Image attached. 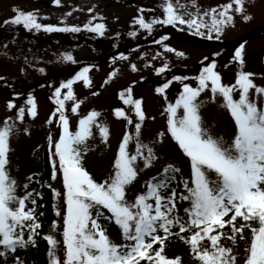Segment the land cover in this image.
I'll list each match as a JSON object with an SVG mask.
<instances>
[{"label": "snow or ice", "instance_id": "snow-or-ice-1", "mask_svg": "<svg viewBox=\"0 0 264 264\" xmlns=\"http://www.w3.org/2000/svg\"><path fill=\"white\" fill-rule=\"evenodd\" d=\"M54 3L60 5L61 0H54ZM161 7L163 19L148 21L140 15L134 23L149 32L156 24L187 26L195 35L220 39L225 28L234 24L235 13H239L245 21L252 19L245 14V0H231L221 5L219 11L217 8L201 11L197 0H163ZM16 11L17 15L4 22L6 25H22L29 31L43 30L47 33L81 31L79 26L59 27L40 23L34 11ZM140 11L142 13L144 10ZM95 19L94 15L83 27L102 37L106 32V24L93 23ZM131 35L135 36V32ZM168 38L162 36L156 43ZM166 51L184 56L183 52H177L171 47L166 46ZM62 59L75 63L71 53H65ZM120 59H125L123 54H120ZM234 61L241 66L245 64L244 44L236 48ZM168 67V63H164L157 72L164 73ZM216 67L215 61L203 67L195 77L198 81L196 87L183 83L179 97L174 104L169 103L166 109L168 130L190 161V179L178 178L181 169L169 164L159 177H153L147 183V190L131 202L126 198V188L138 176V160L149 167L155 158L154 147L144 144L140 139L142 123L146 119L142 99H134L131 88L120 92L119 98L125 105L132 107L139 122L135 124L134 135H124L112 174L103 182H97L84 168L82 158L89 150L87 141L93 135V128H98L105 141L109 136V128L106 124L98 123L100 113L93 110L79 120L78 130L72 132L69 118L65 114V101H75L71 109L73 113L77 112L83 102L76 101L73 84L82 80L86 86H91L90 69L83 68L74 78L56 88L54 96L58 107L53 116L60 114L62 134L54 144V151L51 136L48 142L53 156L52 179H56L59 170L65 189L66 208L62 232L65 259L61 261L57 256L59 241L50 234L44 237L50 245V264H141L142 261L145 264H182L179 256L169 258L165 254L166 240L176 235L172 231L174 228H179V233H191L190 236L180 238L190 245L194 257L201 264H237L233 247L224 246L222 237L235 245L238 238L245 239V229L249 228L251 242L245 249V264H264V106L260 104L261 98H264V86L254 83V74L246 71H239L235 83L227 85L222 82ZM132 69L136 70V65L133 64ZM115 75L116 72H112L109 79ZM173 79L183 82L189 77L174 76ZM170 83L157 88V93L163 94ZM209 87L213 101L220 96L222 107L234 121L235 131L230 143L222 136H214L204 126L198 97ZM62 89H67L63 98ZM236 91H239L238 99L234 98ZM7 107L13 109L16 105L9 101ZM180 109L183 115L178 116ZM26 110L33 118L37 116V105L32 96L28 97L26 107L18 110L17 118L21 121ZM114 113L117 117H124L128 124L133 123L124 109L116 108ZM15 131V123L7 120L0 127V246L3 248L0 255L34 245V237L41 227L36 220L35 209L26 207L27 203L36 205L33 193L27 191L28 184L23 186L25 195L18 196L19 184L11 177L7 167L9 139ZM160 137L162 139L163 133ZM132 140L136 144L134 154L128 150ZM210 174H214L215 179ZM31 179L28 177V180ZM174 183L176 187H172ZM181 185L183 191L178 192ZM53 191L59 198L61 193ZM165 192L168 195H164ZM178 200L189 203V207L184 209L187 219L179 214ZM56 214L59 216L60 212ZM238 218L242 220L239 226L236 223ZM102 221L114 222L121 230L124 243L114 242ZM225 225L231 226V234L228 236L223 231ZM205 239L210 242V247H202L201 242ZM157 244L159 246L154 248ZM16 264H21L19 257L16 258Z\"/></svg>", "mask_w": 264, "mask_h": 264}, {"label": "rangeland", "instance_id": "rangeland-1", "mask_svg": "<svg viewBox=\"0 0 264 264\" xmlns=\"http://www.w3.org/2000/svg\"><path fill=\"white\" fill-rule=\"evenodd\" d=\"M229 2L231 0H197V5L201 11L211 8H217L219 11L221 10V5ZM162 3L163 0H61L60 5H56L54 0H0V33L6 30L4 22L17 15L16 10L19 9L36 12L40 23L52 24L59 27L79 26L81 31L77 33L87 35L90 32L85 30L83 26L95 15L96 19L93 20V23L106 24L104 41L115 35L124 36L122 45H130V42L137 39H150L146 40V43L141 48L136 49L135 52L125 55V59L119 58L110 65H103L102 55L99 56L100 60L97 59L90 63L89 77L91 86H86L82 80L76 81L73 84L76 101H83L77 112L73 113L71 111L75 101H65V114L69 118L70 131H77L79 120L93 110L100 113V116L97 118L98 123L106 124L109 128L107 141L102 139L98 128H93V135L87 141L89 150L83 154L82 158L83 166L90 175L97 182H103L113 172L114 160L118 154L119 145L124 135H134L135 124L139 122V118L132 107L125 105L119 98V94L130 87L132 89V97L134 99H142V109L145 112L146 119L142 123L140 139L144 144L154 147L155 158L149 167H145L143 161L138 160V176L126 188V198L130 202L134 201L139 194L146 190L147 182L169 164L181 169V174L178 178L190 179V161L186 158L168 130L167 105L169 103L174 104L183 90V86H174L179 81L174 80V75L169 73L190 76L193 72L183 69L191 68L201 62L203 63L205 58H207V65L215 61L216 57H209V55L212 50L216 51L220 48V42L225 45L235 44L231 41H239L244 42L245 64L243 66L239 65V63L231 65L235 62L234 55L227 54L223 58L217 59L215 70L220 73L222 82L227 85L235 83L239 71H246L254 74L252 77L254 83L258 86H264V0H245V14L250 15L252 19L245 21L239 13H235L234 24L225 28L220 39H207L206 35H195L193 31L187 29V26L156 24L153 30L149 32L134 23V20L140 15H143L148 21L163 19ZM89 9L92 11H89ZM141 9L144 10L142 13ZM11 26L18 32H34L25 29L22 25ZM256 28H260L261 30L255 32ZM41 31L47 34L49 40H57L59 42H63L65 39L64 35H67V32L47 33L43 30ZM133 32H135V36L131 35ZM213 35L215 36V33ZM254 35L259 36L256 37ZM162 36L169 38L161 43H156L155 39H161ZM103 40L101 43L104 44ZM10 41H12L11 46L0 47V127L3 126L6 120L9 123H15L16 131L9 139V165L7 167L11 177L17 180L20 187L32 168V150L43 139L51 136L53 139L52 151H54V144L62 134L59 122L60 114L56 113L53 116L58 107L55 103L54 94L56 88H59L67 80L61 81L65 79L62 77L57 80L54 77H49L48 71L56 70V67L51 68L53 64H56L62 73H65L67 69V78L72 79L77 74L74 69H77L79 65H77L75 59V63L62 59L65 53L72 54L73 50L56 52L59 48L55 46L54 49L56 51L51 52L55 55V59L51 58L49 64H45L42 63L41 59H37V57L27 58L22 56L23 49L28 48L30 44L23 45L21 36H15L14 38L11 36ZM0 42H2L1 38ZM166 46L176 49L177 52H183L184 56L181 57L173 52L166 51ZM92 47L96 53L100 49L93 44ZM85 52L88 56L92 54L91 50L85 48L79 50L78 55L81 56ZM44 59H48V57L45 56ZM23 61L27 62L28 65L38 66V73L35 75V73L23 70L21 65ZM99 63L102 66L98 67ZM164 63H168L169 65L165 72H167L166 75L170 77V81L173 84L161 94L157 93L156 87L152 85V82L155 80L154 83H158L159 81L160 84L163 83V74L165 72L158 73L157 69L162 67ZM133 64L136 65V70L132 69ZM40 69L44 70V78L46 80L41 81L40 77H38L42 73ZM81 69L77 70V72H80ZM114 71L116 75L109 79L110 74ZM19 75L22 76L19 77ZM198 75L194 74L193 76L197 77ZM20 78L26 79V83L20 85ZM183 83H188L192 87L198 86L197 80L192 81L188 79L183 81L181 85ZM66 92L67 89H62L61 98H63V94ZM252 95L255 98L254 90ZM29 96L34 98L37 105V116L33 118L26 110L24 119L21 121L17 118V113L19 108L26 107ZM234 98H239V91L234 92ZM198 100L201 103L200 115L204 126L214 136H222L230 143L235 131L234 121L230 117V113L222 107V98L217 96L213 101L209 87V89L201 93ZM9 101L13 102L16 107L9 109L7 107ZM260 104L264 106V98H261ZM116 108L124 109L126 115L132 119L133 123L128 124L124 117H117L114 113ZM181 115H183L182 109L178 110V116ZM9 117L12 119L9 120ZM49 120L52 122L49 123ZM161 133H163L162 139L160 137ZM154 141L155 143H153ZM135 147V140H132L129 144V152L134 154ZM50 156L52 161V152H50ZM210 175L212 179H215L214 174ZM54 187L56 191L61 193L58 198V211L60 215L50 234L59 241L56 254L63 261L65 259V245L63 243L62 232L66 201L62 174L59 170H57L56 179H54ZM172 187H176L175 183ZM180 191H183L182 185L178 188V192ZM163 194L168 195L167 192ZM20 195L21 192L19 191L18 196ZM187 207H189L188 202L178 200L177 208L182 217L184 209ZM228 218L225 217V219ZM236 223L239 226L242 220L238 218ZM174 229L179 231V228ZM223 231L225 236L230 235L231 226L225 225ZM108 235L114 242L124 243L121 230L114 222L110 223ZM244 237L245 239L243 240L238 238L235 245H233L231 240L222 237L221 242L224 246L233 247L234 254L237 256V264H245V249L251 242V229H245ZM201 245L202 247H210V242L205 239L201 242ZM167 248L169 249L166 255L169 258L179 256L182 264H201L194 257L190 245L184 240ZM141 264H145V262L142 261Z\"/></svg>", "mask_w": 264, "mask_h": 264}, {"label": "trees", "instance_id": "trees-1", "mask_svg": "<svg viewBox=\"0 0 264 264\" xmlns=\"http://www.w3.org/2000/svg\"><path fill=\"white\" fill-rule=\"evenodd\" d=\"M6 30L5 32L0 33V38L2 42H0V47H8L11 46V36L14 38L15 36L22 37V44H30L28 48L23 49L22 56L27 58H34L41 59L42 63L49 64L51 58L55 59V55L51 52L56 51L55 46H58V50L66 51V50H73L72 56L77 61V69H74L75 73H78L77 70L83 69L88 63L94 62L99 59V56L102 55V58L109 57L113 53L124 51L125 49H129V47H135L136 45L146 42V39H137L130 42V45H122V39L124 36L115 35L112 38H107L105 41L103 40L104 36L101 37L94 33L84 34V33H75L67 32V35H64L65 39L63 42H59L57 40H49L47 34L42 33V31L33 33H26L23 31H16V29L11 26V24L5 25ZM261 30V29H260ZM259 30V31H260ZM37 33V34H36ZM44 34V35H43ZM256 34V33H255ZM4 36V37H2ZM44 36V37H43ZM98 37V38H95ZM95 39V40H92ZM103 40L104 44L101 43ZM156 41L158 39H155ZM93 41H95L93 43ZM91 43V44H90ZM92 44L97 46L98 52L96 53ZM87 45V46H86ZM46 48V50H44ZM62 48V49H61ZM89 49L91 50V56L86 55V52L83 53L81 56L78 55V51L81 49ZM76 54V55H75ZM47 56L48 59H44ZM77 56V58H76ZM60 64V63H59ZM23 70L26 72L38 73V66L28 65L27 62L23 61L21 63ZM57 68L56 70L48 71L49 77H54L56 80L59 78H65L61 81H66L67 78V69L65 73H62L60 68L53 64L51 68ZM65 68L64 66H62ZM81 69V70H82ZM47 72V73H48ZM45 73L42 72L40 80H44ZM21 77V76H20ZM46 80V79H45ZM26 83V79L20 78L19 84L23 85ZM49 137V136H48ZM48 137L43 140V142L38 145L36 148L33 149L32 155V168L30 173L23 181L22 185L17 189V195H19V191L21 192L20 197L25 195V188L23 187L24 184H28L27 191L33 193V198L36 200V205H32L31 203H27V208H34L35 209V216L37 222L41 225V227L37 230V235L34 237L35 244L30 245L24 249H17L15 252H7L4 255H0V264H16V258L19 257L21 264H50L48 252L50 250V245L44 239L45 236L50 234V231L55 227L56 222L58 220V215L56 214L58 211V198L54 195V191L56 190L54 187V180L52 179L53 168L51 165V156L49 151V142ZM163 172V170H162ZM158 174L156 177H159ZM28 177H32L31 180H28ZM152 181V180H151ZM147 190V188H146ZM145 190V191H146ZM144 193V192H143ZM142 194V193H141ZM231 214H229L230 216ZM183 217L187 219L185 213ZM103 222V221H102ZM105 228L108 230L110 228L109 222H103ZM247 229V228H246ZM175 230V229H173ZM176 235H171L165 242V254H167L168 249L167 247L172 246L175 243L183 242L180 238L181 236H190L191 233H179V231H173ZM163 235V233H160ZM27 231L25 233V239H27ZM159 245H154V248H157ZM0 252H3L2 246H0Z\"/></svg>", "mask_w": 264, "mask_h": 264}]
</instances>
